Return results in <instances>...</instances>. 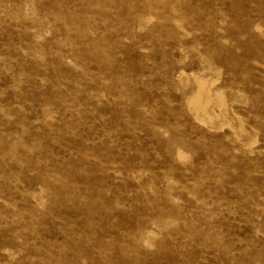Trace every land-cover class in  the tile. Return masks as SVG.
Segmentation results:
<instances>
[{
    "label": "rangeland",
    "instance_id": "374dc122",
    "mask_svg": "<svg viewBox=\"0 0 264 264\" xmlns=\"http://www.w3.org/2000/svg\"><path fill=\"white\" fill-rule=\"evenodd\" d=\"M0 264H264V0H0Z\"/></svg>",
    "mask_w": 264,
    "mask_h": 264
},
{
    "label": "bare ground",
    "instance_id": "6f19581e",
    "mask_svg": "<svg viewBox=\"0 0 264 264\" xmlns=\"http://www.w3.org/2000/svg\"><path fill=\"white\" fill-rule=\"evenodd\" d=\"M200 90H201L202 93H205L206 94V90L204 89V85L203 84H201Z\"/></svg>",
    "mask_w": 264,
    "mask_h": 264
}]
</instances>
